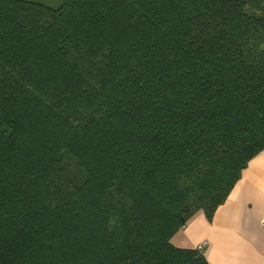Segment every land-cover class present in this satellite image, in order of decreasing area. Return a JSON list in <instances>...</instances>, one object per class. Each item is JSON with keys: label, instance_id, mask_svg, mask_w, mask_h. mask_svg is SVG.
I'll return each instance as SVG.
<instances>
[{"label": "trees", "instance_id": "1", "mask_svg": "<svg viewBox=\"0 0 264 264\" xmlns=\"http://www.w3.org/2000/svg\"><path fill=\"white\" fill-rule=\"evenodd\" d=\"M263 150L264 0H0V264H209Z\"/></svg>", "mask_w": 264, "mask_h": 264}, {"label": "crops", "instance_id": "2", "mask_svg": "<svg viewBox=\"0 0 264 264\" xmlns=\"http://www.w3.org/2000/svg\"><path fill=\"white\" fill-rule=\"evenodd\" d=\"M264 150L243 169L226 200L209 220L198 212L171 238L202 250L209 264H264Z\"/></svg>", "mask_w": 264, "mask_h": 264}, {"label": "rangeland", "instance_id": "3", "mask_svg": "<svg viewBox=\"0 0 264 264\" xmlns=\"http://www.w3.org/2000/svg\"><path fill=\"white\" fill-rule=\"evenodd\" d=\"M33 1L41 2L53 7H57L61 4V0H33Z\"/></svg>", "mask_w": 264, "mask_h": 264}, {"label": "built area", "instance_id": "4", "mask_svg": "<svg viewBox=\"0 0 264 264\" xmlns=\"http://www.w3.org/2000/svg\"><path fill=\"white\" fill-rule=\"evenodd\" d=\"M262 224L264 225V219L262 220ZM204 245H205V243H202V244H200L198 247H199V248H203Z\"/></svg>", "mask_w": 264, "mask_h": 264}]
</instances>
